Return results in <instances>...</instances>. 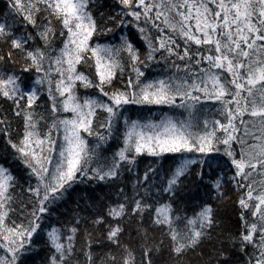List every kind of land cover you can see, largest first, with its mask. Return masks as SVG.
<instances>
[{"label": "snow or ice", "instance_id": "6c2138e0", "mask_svg": "<svg viewBox=\"0 0 264 264\" xmlns=\"http://www.w3.org/2000/svg\"><path fill=\"white\" fill-rule=\"evenodd\" d=\"M0 138V264H264V0H7Z\"/></svg>", "mask_w": 264, "mask_h": 264}, {"label": "trees", "instance_id": "16d2710c", "mask_svg": "<svg viewBox=\"0 0 264 264\" xmlns=\"http://www.w3.org/2000/svg\"><path fill=\"white\" fill-rule=\"evenodd\" d=\"M108 3H111V0H107ZM7 4V0H0V11L4 10ZM160 69L151 68L147 71V75L149 79H156L157 73ZM205 104V114L208 115L209 119L212 118V115L215 113V102L213 101H202ZM130 111L127 115H130L133 119L139 120L141 123H159L161 119L164 118H175V119H183L181 116L182 109H173L169 106L165 105H144L137 106L132 105L129 106ZM154 158L145 156L142 159L141 168L147 167L152 163ZM13 158L7 154L4 148L3 138H0V165L10 166L13 171H16V165L12 162ZM171 163V160H168L165 163V166ZM223 215L226 216V224L233 227L234 229L239 227L237 221V212L234 205H227L223 209ZM97 251H100L97 249ZM4 254L3 249H0V256ZM192 264H199L198 258L194 254H189ZM162 259H167L165 255Z\"/></svg>", "mask_w": 264, "mask_h": 264}]
</instances>
